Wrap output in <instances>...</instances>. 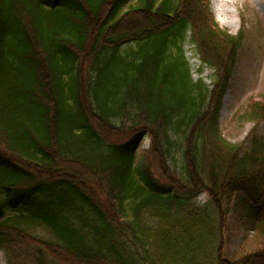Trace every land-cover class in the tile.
Listing matches in <instances>:
<instances>
[{
  "label": "trees",
  "instance_id": "16d2710c",
  "mask_svg": "<svg viewBox=\"0 0 264 264\" xmlns=\"http://www.w3.org/2000/svg\"><path fill=\"white\" fill-rule=\"evenodd\" d=\"M132 1L0 0V219L20 209L54 237L2 221L0 251L7 264H264V142L243 153L219 123L243 32L209 0L123 11ZM189 34L211 89L192 80ZM234 206L259 232L231 253ZM202 212L212 241H195Z\"/></svg>",
  "mask_w": 264,
  "mask_h": 264
},
{
  "label": "rangeland",
  "instance_id": "374dc122",
  "mask_svg": "<svg viewBox=\"0 0 264 264\" xmlns=\"http://www.w3.org/2000/svg\"><path fill=\"white\" fill-rule=\"evenodd\" d=\"M137 0L130 2L123 11L128 10L136 4ZM215 20L216 15L224 22L223 29L230 34L237 35L243 32L244 41L238 52L236 64L231 75L230 83L222 100L219 123L222 135L230 143L240 144L243 153H249L256 141L264 142V120L250 119L251 106L261 105L264 108V13L260 11L253 0H209ZM263 1L264 0H258ZM184 52L189 63L191 76L194 82L203 81L206 87L211 89L214 80V70L203 66L196 48L190 43V35L184 45ZM262 115V110L256 109ZM181 136V134L179 135ZM150 140L145 138L142 148L148 149ZM177 157V170L184 173L183 162L180 155ZM195 203L203 208L207 204V194L198 196ZM253 206V205H252ZM134 205L129 202L127 205L129 215H132ZM250 206L232 209L229 215V230L227 233V249L236 253L244 239L259 232L256 227L253 231ZM19 210H8L2 220L9 221L11 225L26 230L31 235L44 241H53L52 234L42 225L34 224L18 219ZM202 220L196 229L200 235H195V241H212L210 238L211 219L214 215L211 212L201 214ZM205 216V217H204ZM208 216V217H207ZM146 222L150 227L158 223L159 218L145 215ZM189 224L188 220L185 222ZM198 227V228H196ZM155 227H153L154 229ZM210 252V251H209ZM213 255V251L210 253ZM205 264H210L211 257L205 254ZM0 264H7L4 252L0 251Z\"/></svg>",
  "mask_w": 264,
  "mask_h": 264
},
{
  "label": "bare ground",
  "instance_id": "6f19581e",
  "mask_svg": "<svg viewBox=\"0 0 264 264\" xmlns=\"http://www.w3.org/2000/svg\"><path fill=\"white\" fill-rule=\"evenodd\" d=\"M253 2L255 3V6L264 13V2L263 1H258V0H253ZM216 19L222 24L224 25V22L219 18V16L216 15Z\"/></svg>",
  "mask_w": 264,
  "mask_h": 264
}]
</instances>
